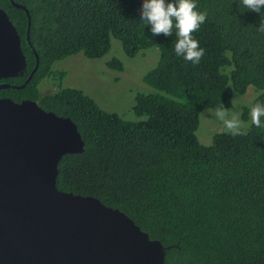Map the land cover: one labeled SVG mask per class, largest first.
Returning <instances> with one entry per match:
<instances>
[{
    "label": "trees",
    "instance_id": "16d2710c",
    "mask_svg": "<svg viewBox=\"0 0 264 264\" xmlns=\"http://www.w3.org/2000/svg\"><path fill=\"white\" fill-rule=\"evenodd\" d=\"M0 0L24 57L22 83L38 57L30 80L0 96L30 99L47 112L69 118L83 142L78 154L57 164V190L98 199L117 209L165 251L163 264H264V128L251 126V107L264 102V33L260 13L242 0H196L206 22L193 33L205 50L198 64L174 50L176 34L153 36L141 21L142 0ZM172 2V0H166ZM261 12L264 13V7ZM119 41L134 57L152 47L157 64L142 81L154 93L136 94L127 122L100 110L81 91L59 89L40 96L38 84L55 61L81 54L99 59ZM120 71L115 59L106 63ZM247 87L257 95L242 107L245 135L215 133L209 145L195 137L203 109L230 108L233 94ZM147 116L148 119H144Z\"/></svg>",
    "mask_w": 264,
    "mask_h": 264
},
{
    "label": "water",
    "instance_id": "95a60500",
    "mask_svg": "<svg viewBox=\"0 0 264 264\" xmlns=\"http://www.w3.org/2000/svg\"><path fill=\"white\" fill-rule=\"evenodd\" d=\"M8 1L25 13L27 34V11ZM34 57L23 84L36 69ZM24 68L18 35L0 9V79L20 76ZM82 150L69 118L34 101L0 100V264L164 263L171 245L149 239L121 211L94 197L56 189L60 158Z\"/></svg>",
    "mask_w": 264,
    "mask_h": 264
},
{
    "label": "rangeland",
    "instance_id": "374dc122",
    "mask_svg": "<svg viewBox=\"0 0 264 264\" xmlns=\"http://www.w3.org/2000/svg\"><path fill=\"white\" fill-rule=\"evenodd\" d=\"M115 59L121 64L117 71L106 66ZM158 50L155 47L142 50L134 57H126L118 40L110 39L108 52L99 59H86L81 54L55 61L50 74L61 73V77H49L38 84L40 96L52 94L59 89L71 88L81 91L89 97L103 112L113 113L121 120L136 122L141 120L132 112L136 94H151L154 90L143 83L142 77L155 67ZM255 93L249 87L243 95L233 94L228 111L240 113L242 107L251 106ZM234 102L232 103V101ZM249 124V120H245ZM226 132L215 111L201 110L195 137L201 145H209L215 133Z\"/></svg>",
    "mask_w": 264,
    "mask_h": 264
},
{
    "label": "clouds",
    "instance_id": "9594fccd",
    "mask_svg": "<svg viewBox=\"0 0 264 264\" xmlns=\"http://www.w3.org/2000/svg\"><path fill=\"white\" fill-rule=\"evenodd\" d=\"M242 5L248 11L260 13L264 17V13L261 12L264 0H242ZM207 16V11L199 10L196 0H172L167 3L166 0H142L140 18L145 25H151L150 31L153 36L163 34L168 37L175 32V54L183 57L185 61L198 64L203 58L205 50L200 47V43L193 33L199 31L201 25L206 22ZM257 31L264 33V18H262ZM207 111L213 110L207 109ZM214 111L215 116L222 121L227 133L233 136L246 134L250 125L241 119L240 113L225 110L222 104ZM250 115L251 126L264 128V102L255 103L251 107ZM144 119H148V117L145 116Z\"/></svg>",
    "mask_w": 264,
    "mask_h": 264
},
{
    "label": "flooded vegetation",
    "instance_id": "af4514ba",
    "mask_svg": "<svg viewBox=\"0 0 264 264\" xmlns=\"http://www.w3.org/2000/svg\"><path fill=\"white\" fill-rule=\"evenodd\" d=\"M29 47V46H28ZM30 48V47H29ZM30 51H31V48H30ZM34 52V50L33 51H31V54H32V56H33V66H32V68L30 69V71H29V73L27 74V77L30 75V73H31V71L33 70V68H34V66H35V57H34V54H35V52ZM36 55V54H35ZM36 57H37V55H36ZM37 62H38V57H37ZM37 67V66H36ZM36 70V69H35ZM35 72V71H34ZM33 72V73H34ZM24 73H25V70L23 71V73H22V75H20L19 77H21V76H23L24 75ZM32 73V74H33ZM27 77H26V79H27ZM15 78V77H14ZM8 79H10V78H6V79H0V85H7V88H4L5 90H7V89H10V90H20L21 88H23V86H24V81L25 80H23V82L22 83H18V81H16L15 83H8V82H6ZM26 84V83H25ZM1 90H3V89H1ZM1 99H9V100H11L12 102H14V103H19V102H22V101H32V100H30V99H27V98H22L21 96H15V98H12V97H7V96H0V100Z\"/></svg>",
    "mask_w": 264,
    "mask_h": 264
}]
</instances>
